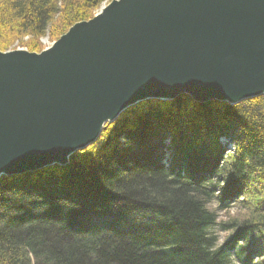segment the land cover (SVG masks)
I'll return each instance as SVG.
<instances>
[{"label":"trees","instance_id":"1","mask_svg":"<svg viewBox=\"0 0 264 264\" xmlns=\"http://www.w3.org/2000/svg\"><path fill=\"white\" fill-rule=\"evenodd\" d=\"M104 1L0 0V51L58 38ZM263 240L262 96L147 100L68 164L0 178V264H264Z\"/></svg>","mask_w":264,"mask_h":264},{"label":"water","instance_id":"2","mask_svg":"<svg viewBox=\"0 0 264 264\" xmlns=\"http://www.w3.org/2000/svg\"><path fill=\"white\" fill-rule=\"evenodd\" d=\"M180 95L264 97V0H114L48 51L0 53V178L64 166L128 108Z\"/></svg>","mask_w":264,"mask_h":264},{"label":"rangeland","instance_id":"3","mask_svg":"<svg viewBox=\"0 0 264 264\" xmlns=\"http://www.w3.org/2000/svg\"><path fill=\"white\" fill-rule=\"evenodd\" d=\"M114 1V0H112ZM110 1V2H112ZM109 0H105L104 3L96 10L94 11L93 13V17H95L104 7H106L109 3ZM92 17V18H93ZM90 20V19H89ZM65 34V33H64ZM62 34V35H64ZM61 35V36H62ZM61 36H58V38H50L48 35H45L44 37H42L41 39H39L38 41H29L28 38H24L23 39V45H14L12 46L11 48H9L8 50L6 51H0V53H5V52H13V51H21V52H26L28 54H40L42 53L45 49L49 48L50 46H52L54 43H56V41L61 37ZM27 45H30L31 47H33V50H29ZM231 148H233V146L231 145ZM234 149V148H233ZM230 151V150H229ZM227 151L226 154H229L230 152ZM231 154V153H230ZM243 206V204L240 202V203H236L234 204V207L229 211V216H235V215H238L239 214V208L238 207H241ZM240 215V214H239ZM228 215H226L224 217V215L221 216V218L219 220H226ZM227 233H222L220 234L221 238H220V241L222 240L223 237H226ZM252 244H255V242H253ZM261 247H264V240L262 243ZM255 245H252L251 248H254ZM255 249V248H254ZM254 259L255 260H258L259 257L257 255L254 256Z\"/></svg>","mask_w":264,"mask_h":264},{"label":"bare ground","instance_id":"4","mask_svg":"<svg viewBox=\"0 0 264 264\" xmlns=\"http://www.w3.org/2000/svg\"><path fill=\"white\" fill-rule=\"evenodd\" d=\"M53 46V45H52ZM52 46H50L49 48H47V49H45L43 52H45V51H48ZM239 96H244L243 94L242 95H236L233 99H236V98H238ZM171 145L170 144H168V143H166L165 145H164V150H165V157H164V159H163V163L164 164H166L167 165V160H168V158H169V154H170V147ZM68 164V163H67ZM56 166H59V165H56ZM51 167V166H50ZM60 167H62V166H60ZM47 168V167H46ZM44 169V168H43ZM39 170H41V169H39ZM34 172V171H33ZM26 173V172H25ZM25 173H23V174H25ZM18 175H22V174H18ZM8 176H14V175H8ZM7 176V177H8Z\"/></svg>","mask_w":264,"mask_h":264}]
</instances>
